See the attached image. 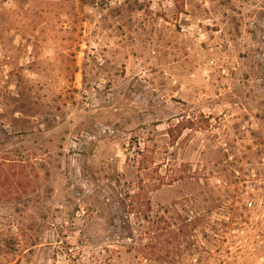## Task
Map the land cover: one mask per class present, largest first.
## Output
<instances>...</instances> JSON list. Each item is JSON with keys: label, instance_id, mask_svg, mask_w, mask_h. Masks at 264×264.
I'll list each match as a JSON object with an SVG mask.
<instances>
[{"label": "rangeland", "instance_id": "obj_1", "mask_svg": "<svg viewBox=\"0 0 264 264\" xmlns=\"http://www.w3.org/2000/svg\"><path fill=\"white\" fill-rule=\"evenodd\" d=\"M0 264H264V0H0Z\"/></svg>", "mask_w": 264, "mask_h": 264}, {"label": "trees", "instance_id": "obj_2", "mask_svg": "<svg viewBox=\"0 0 264 264\" xmlns=\"http://www.w3.org/2000/svg\"><path fill=\"white\" fill-rule=\"evenodd\" d=\"M180 131H181V126L177 124L176 126H173V128H169L167 133L171 137V139L175 141L177 139V136L180 134Z\"/></svg>", "mask_w": 264, "mask_h": 264}, {"label": "built area", "instance_id": "obj_3", "mask_svg": "<svg viewBox=\"0 0 264 264\" xmlns=\"http://www.w3.org/2000/svg\"><path fill=\"white\" fill-rule=\"evenodd\" d=\"M252 206V203L250 202L249 204H248V207H251Z\"/></svg>", "mask_w": 264, "mask_h": 264}]
</instances>
